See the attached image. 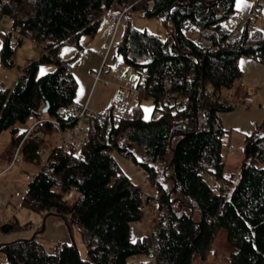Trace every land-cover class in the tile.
Wrapping results in <instances>:
<instances>
[{"label": "trees", "instance_id": "1", "mask_svg": "<svg viewBox=\"0 0 264 264\" xmlns=\"http://www.w3.org/2000/svg\"><path fill=\"white\" fill-rule=\"evenodd\" d=\"M125 2H136L132 9L145 16H160L168 29L161 37L134 27L130 18L123 26L117 52L127 64L147 71L133 117L109 131L91 121L78 155L53 142L57 128L50 123L39 127V138L30 137L21 147L24 161L38 163L45 153L41 145L50 139L49 158L28 180L20 205L59 216L70 230L78 228L87 258L81 259L74 243L59 244L50 253L34 236L0 243L5 255L0 264H128L131 256L152 248L157 264H193L197 257L206 259L220 229L234 247L230 264H264V122L245 137L240 172L227 176L219 113L233 108L209 95L198 98L196 88L208 85L229 101L242 74L240 58L264 63L260 30H243L234 44L218 43L229 35L223 21L235 12V0H152L150 6L147 0H0V22L9 19L38 42H47L46 51L23 66L17 82L0 89V133L10 129L6 150L11 154L27 129L19 125L30 117H58L61 108L75 103L71 60H59L56 53L63 45L81 48L80 38L93 36ZM204 29L211 31L214 50L197 41ZM0 38V64L12 68L14 37L3 33ZM44 62L55 68L38 75ZM173 93L187 98L183 109L157 108L164 95ZM144 98L154 104L149 118L143 117ZM198 109L205 117H198ZM40 147L42 155L36 153ZM117 157L145 171L146 183L156 193L147 198L156 207L155 229L136 240L130 229L144 219V201L137 181L122 170ZM67 194L74 199L69 201ZM22 227L13 219L1 224L0 231Z\"/></svg>", "mask_w": 264, "mask_h": 264}, {"label": "rangeland", "instance_id": "2", "mask_svg": "<svg viewBox=\"0 0 264 264\" xmlns=\"http://www.w3.org/2000/svg\"><path fill=\"white\" fill-rule=\"evenodd\" d=\"M129 18L131 24L134 27L145 29L149 33L160 35L161 37L166 36L168 29L163 25V21L160 16H145L141 9H132ZM122 31L123 28L119 30L117 39L120 37V32ZM93 36L83 35L82 38L83 40L90 39ZM24 40L23 45L16 48V53L14 56L15 65L9 69L0 65V84L3 83L5 86H13L17 82L18 77L22 72V66L26 65L27 58L32 55L35 56L38 54V52H40L38 48L32 47L28 39ZM1 43L2 39L0 38V45ZM67 46L70 45H63L61 47ZM56 58L59 59L58 57ZM72 62H74L75 65L76 60H71L70 65L73 67ZM54 68L55 66L51 62L41 63L37 74H45L52 71ZM101 90L104 91V89L98 85L93 95L92 101V105H94L96 110L99 112L105 111L104 109L108 108L111 103V101H108L107 95H103V93L99 94ZM235 98L239 99L237 96H235ZM153 106L154 104L151 99L144 98L141 100L144 118H149L152 116ZM156 114H158L157 110L155 111L154 115ZM34 120L35 118L30 117L24 125H19L20 130L27 128L31 123L34 122ZM9 140L10 129H5L0 133V171L7 167L10 159V151L6 150ZM48 140L50 139L45 138V141H43V144L41 145V147H44L45 153L41 156V159L38 163H29L22 159L19 163L0 175V224L16 219L21 225H23V227L18 231L7 234L3 233L4 235H2L0 243H10L19 239H31L32 237L36 236V239L44 245L45 249L52 253L55 251L57 245L73 242L81 259H86L87 252L85 242L78 228L73 226L70 230L66 222L61 217L53 214L36 212L20 205V200L26 191V185L29 180L26 178V174L31 176L35 175L49 158L50 146L48 145ZM53 142L55 144H59L58 139L53 140ZM232 143V153H227L226 157V137L223 136V155L226 158V161L224 162H226L227 165V170L225 172L227 176L231 174L237 175L240 172L241 164L245 154V144L243 143V139L239 140L238 136L237 140V137L234 136ZM117 161L119 162L122 170L131 179H134L132 172L128 167V162L123 161L120 157H117ZM132 169L135 173L136 167L133 166ZM209 181L213 183L211 180ZM142 187L143 190L149 194L154 193L155 191L148 185V183L143 182ZM68 199L69 201H72L74 199L73 195H70ZM2 204H7V207L3 208ZM149 211V208H147V210L144 211V219L131 225L130 237L132 240L141 238L142 236L148 234L149 231H153L155 229V223L153 222L155 213ZM233 251L234 247L227 241L226 231L224 229H220L213 240L211 251L206 256V259L197 257L194 259L193 264H230L229 256ZM4 260L5 255L0 252V261Z\"/></svg>", "mask_w": 264, "mask_h": 264}, {"label": "built area", "instance_id": "3", "mask_svg": "<svg viewBox=\"0 0 264 264\" xmlns=\"http://www.w3.org/2000/svg\"><path fill=\"white\" fill-rule=\"evenodd\" d=\"M251 2V10L246 16H241L239 13L234 12L225 18L223 21V26L227 29L229 35L222 41H218L220 46H224L225 44H234L239 41L243 30H246L248 33L254 30L256 20L259 17L262 8L264 7V0H251ZM135 3L136 2L123 3L118 12L109 13L102 20L103 23L111 25V40L106 45L105 51L101 53L103 56V62L100 70L95 72L92 77L95 82L101 81L104 86L113 85L116 87L117 94L111 106L105 111L99 112L90 109L87 104L76 105L74 103L61 108L58 113V117H42L36 119L27 127L23 137L12 150L8 165L2 171H0V175L22 160V144L30 137L39 138V136L43 133L39 127L45 123H50L57 128L56 137L59 141V145L62 146L63 149L68 150L71 147V150H73L75 154L78 155L80 152V147L86 141V135L91 121H96L99 125H103L105 131H109L116 127L121 121L128 120L133 117V111L138 103V97L146 83V69L138 70L132 65L126 63L124 70L119 71L118 66L123 59L121 54L117 53L115 56L114 65L111 69L114 74V79H103L100 77V73L105 67L104 60L109 50L115 45V35L119 28L126 25L129 18V12ZM147 4L149 6L152 5V0H147ZM171 10L172 8L169 10V13H171ZM3 33H9L13 35L14 45H18V43L23 39H28L32 47L38 48L42 52L46 51L44 46L47 44V42H38L29 34L24 33L20 26H13L9 19L0 22V37ZM197 41L200 45L208 49L214 50L217 47L211 38V31L209 29H204L200 33ZM165 84H167V81H165ZM196 88L198 98L205 94L218 99L219 102L228 103L232 108L241 107V104L237 103L236 101H225L226 99L228 100V98L214 93L213 89L208 85L203 87L199 83ZM186 102L187 98L182 94H166L163 97V101L157 104V108L161 107L163 104H168L173 110H181L186 105ZM197 114L199 118L205 117V112L202 109H198ZM36 153L42 155L44 153L43 148L40 147ZM122 160L128 162V167L131 170L134 179L140 186L141 196L144 201L143 210L146 211L147 208H149V212H154L156 207L149 205L147 203V198L149 196L153 199L156 198V193L154 192L149 194L145 192L142 187L143 182L146 183L145 171L141 170L125 157H123ZM133 166L136 167L135 173L132 169ZM26 178L30 179L31 175L26 174ZM128 264H157L153 248L150 249L146 255L131 256L128 259Z\"/></svg>", "mask_w": 264, "mask_h": 264}, {"label": "crops", "instance_id": "4", "mask_svg": "<svg viewBox=\"0 0 264 264\" xmlns=\"http://www.w3.org/2000/svg\"><path fill=\"white\" fill-rule=\"evenodd\" d=\"M246 2L248 5H250L249 7L237 9L235 0V12L239 13L241 16H246L250 12L252 7L251 0H246ZM255 27L257 30L264 32V7L256 20ZM121 28L118 29L115 35V45L111 47L104 60L105 67L100 73V77L103 79H114V74L111 69L114 65L115 56L118 53L116 46L119 42L122 32H120L121 34L118 39L117 37ZM23 40L20 41L17 47L23 45L25 41ZM110 40L111 25L102 22L92 38L84 40L82 37L80 38L81 48L70 45L67 47H61L57 51L56 57H58L60 60H76L75 65L74 62H72L73 67L71 66V72L75 74L74 77L77 81L75 93L76 105L87 104L90 109L97 111L94 105H92V101L93 95L98 85H100L104 89V91L101 90L99 94L103 93V95H107L108 101H111L109 107L113 103L117 94L116 87L113 85H109L112 87L104 86L101 81L95 82L92 77V75L95 72L99 71L101 68L103 62V56L101 55V53L105 51V47L110 42ZM39 56L40 52H38V54L35 56H29L26 63H28L30 60L39 58ZM125 66L126 62L122 60L118 66V70H124ZM239 66L241 68L242 74L239 80L236 82L234 89L231 91L233 94L231 96V99L241 104V107L233 108L231 110L219 113L223 128L225 129V133L223 134V136L226 137V157L227 153H232V141L234 136L237 137V140L239 136V140L243 139V143L245 144V137L247 135H250L257 125H260L264 122V63L252 57L242 56L239 60ZM3 86H5L3 85V83L0 84V88H2ZM235 96H237L239 99H236ZM224 161H226L225 157ZM226 166L227 165L225 162L224 174L227 170ZM209 178L213 183H216V180L213 177ZM2 207L6 208L7 204H2ZM4 234L0 231V240L2 239V235Z\"/></svg>", "mask_w": 264, "mask_h": 264}, {"label": "snow or ice", "instance_id": "5", "mask_svg": "<svg viewBox=\"0 0 264 264\" xmlns=\"http://www.w3.org/2000/svg\"><path fill=\"white\" fill-rule=\"evenodd\" d=\"M250 5L247 4L246 0H236V7L237 9H243L245 7H249Z\"/></svg>", "mask_w": 264, "mask_h": 264}, {"label": "water", "instance_id": "6", "mask_svg": "<svg viewBox=\"0 0 264 264\" xmlns=\"http://www.w3.org/2000/svg\"><path fill=\"white\" fill-rule=\"evenodd\" d=\"M48 111V104L46 103L45 107L43 108L42 112L46 113ZM141 156H138V160L140 161ZM175 188V182L173 180V189ZM33 238V237H32ZM73 243V242H72Z\"/></svg>", "mask_w": 264, "mask_h": 264}]
</instances>
